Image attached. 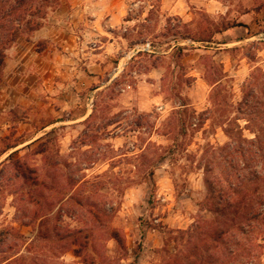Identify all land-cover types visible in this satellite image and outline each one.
<instances>
[{
    "label": "rangeland",
    "instance_id": "obj_1",
    "mask_svg": "<svg viewBox=\"0 0 264 264\" xmlns=\"http://www.w3.org/2000/svg\"><path fill=\"white\" fill-rule=\"evenodd\" d=\"M177 1L116 4L137 22L122 30V72L113 62L97 80L84 123L0 136V155L36 139L0 156V264H264V215L226 246L199 238L200 220L215 218L207 181L241 178V147L246 173L264 165V94L245 97L264 69V0H219L232 7L218 18L199 0L176 13ZM147 43L153 52L134 54ZM241 191L264 195V182Z\"/></svg>",
    "mask_w": 264,
    "mask_h": 264
},
{
    "label": "crops",
    "instance_id": "obj_2",
    "mask_svg": "<svg viewBox=\"0 0 264 264\" xmlns=\"http://www.w3.org/2000/svg\"><path fill=\"white\" fill-rule=\"evenodd\" d=\"M124 1L61 0L41 29L29 38H20L7 50L0 82V136L9 135L8 129L16 125L19 135L36 136L58 124L79 126L88 119L86 107L92 92L101 88L97 80L113 62L117 63L115 77L122 72L128 42L122 30L137 22L126 19L124 10L115 9L116 4ZM177 2L173 6L175 12L183 1ZM184 2L186 7L194 3ZM199 4L212 18L225 15L232 7L219 0H199ZM257 12L260 16L262 11ZM250 14L246 12L243 16ZM156 71L160 68L153 67L149 76ZM91 87L90 93L81 94ZM65 112L67 118L60 120ZM19 113L23 116L18 117ZM41 119L45 123L36 129ZM35 140L22 139L5 148L0 156L9 150L22 151Z\"/></svg>",
    "mask_w": 264,
    "mask_h": 264
},
{
    "label": "trees",
    "instance_id": "obj_3",
    "mask_svg": "<svg viewBox=\"0 0 264 264\" xmlns=\"http://www.w3.org/2000/svg\"><path fill=\"white\" fill-rule=\"evenodd\" d=\"M60 3L61 0H0V82L3 77L7 50L20 38L29 36L41 29L47 18L48 10L59 6ZM261 81L263 84H260ZM260 85L262 86L259 88ZM248 88L249 90L245 93L247 101L256 93L264 94V69H258L251 74L248 80ZM242 141L246 144H255L261 139ZM239 145L241 147L242 144ZM242 148L238 150L240 152L239 161L243 164L242 171L245 172L241 174V178H237L236 182H229L222 178H218L217 183L207 181L209 187L207 203L215 218L213 220L201 219L199 222L201 225L199 229L202 230L199 238L201 244H204L202 248H206L209 240H214L224 246L229 242L234 243L235 239L246 235L245 229H252L264 215V195H257L252 198L250 195L244 196L242 191L240 192V190L248 189V187L258 188L264 182V165L260 170L254 168L246 173L248 150L245 151ZM12 157L13 154L8 156V158ZM151 177L154 179L153 172H151ZM222 181L229 184V188L233 190L231 193L224 192L221 188ZM116 240L121 244L118 238ZM209 245H207L208 248ZM234 253H231V256ZM210 257L211 255L208 254L207 258ZM223 261L221 264H226ZM251 264L255 263L252 262Z\"/></svg>",
    "mask_w": 264,
    "mask_h": 264
},
{
    "label": "built area",
    "instance_id": "obj_4",
    "mask_svg": "<svg viewBox=\"0 0 264 264\" xmlns=\"http://www.w3.org/2000/svg\"><path fill=\"white\" fill-rule=\"evenodd\" d=\"M153 47L150 43H147V44H142V45H138L135 50L133 51L134 54H140V53H143V52H153Z\"/></svg>",
    "mask_w": 264,
    "mask_h": 264
}]
</instances>
